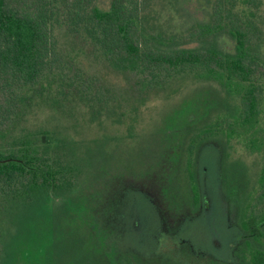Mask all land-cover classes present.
<instances>
[{"label": "trees", "instance_id": "trees-1", "mask_svg": "<svg viewBox=\"0 0 264 264\" xmlns=\"http://www.w3.org/2000/svg\"><path fill=\"white\" fill-rule=\"evenodd\" d=\"M103 1L0 0V215L34 199L56 202L55 206L58 200L59 206L79 200L94 178L92 160L68 137L53 131L23 133L24 123L39 104L60 121L77 124L85 118L89 127L130 120L131 133L149 101L172 98L190 81L213 82L229 100L216 117L213 109L201 118L203 126L185 137L182 151L178 144H168L172 147L163 155L167 163L162 164V176L168 179L164 185L173 178L185 182L179 190L188 196L190 212L202 223L207 207L202 155L208 146L216 149L215 166L208 163L216 197L224 210L236 214V228L249 254L245 264H264V0H201L209 4L206 20L192 27L187 37L156 24L160 12H155V0H109L108 8ZM169 1L177 7L180 0ZM225 37L232 40L233 52L220 47ZM194 41L198 46H183ZM81 56L120 76L124 88L86 71L79 63ZM220 139L221 146L230 149L235 140L258 156L257 174L251 178L248 172L246 182H225L223 168L230 154L218 150ZM109 142L106 138L103 145ZM89 146L93 148L91 142ZM163 190L171 194L170 189ZM182 195L176 194L184 203ZM227 199L235 204L233 212L222 204ZM137 210L133 208L129 218L132 234L135 218L141 217ZM170 218L160 219L159 211L158 216L151 213L145 232L149 239L142 236L147 243L154 238L157 244L147 247L149 256L161 258L163 221L171 236L186 246L192 243L194 249L198 245L183 232L190 219L179 218L173 224ZM3 241L0 226V264ZM203 251L208 255L198 257L214 264L222 261L211 249Z\"/></svg>", "mask_w": 264, "mask_h": 264}, {"label": "rangeland", "instance_id": "rangeland-1", "mask_svg": "<svg viewBox=\"0 0 264 264\" xmlns=\"http://www.w3.org/2000/svg\"><path fill=\"white\" fill-rule=\"evenodd\" d=\"M103 2V7L108 8L109 0ZM169 2L155 0L154 5L155 12H160L156 24L168 28V32L187 37L192 27L206 20L209 4L204 5L201 0H180L177 7L170 6ZM183 46L196 47L198 42ZM220 47L226 52L234 50V44L228 37L221 40ZM78 60L86 71L102 77L117 89L124 88L123 79L103 64L84 56ZM227 100L228 96L217 83L190 81L172 98L162 97L149 101L142 108L139 122L131 133L130 120L123 124L108 122L89 127L85 118L77 124L60 121L56 113L39 104L24 123L23 133L53 131L68 137L78 145L81 154L85 153L92 160L94 178L91 182L87 179L82 181L88 182L85 183L86 191L83 189L86 195L79 200L63 202L61 207L59 200L55 206L56 202L34 199L14 205L10 210L4 209L0 215L4 240L1 264H117L120 260L122 264H214L210 259L198 257L208 255L203 251L206 249H211L223 262L245 264L249 254L243 244V236L236 228V214L223 209L211 180L214 174L208 163L215 166L217 150L208 146L202 155V185L207 201L202 223H198L194 212H190L193 208L190 199L186 201L188 196L182 195V190H179V185L183 186L185 182L176 183L173 178V182L169 180L164 185L167 178L163 179L162 176V164L166 162L163 155L174 144H178L182 151L181 144L185 137L203 126L201 118L213 109L212 116L216 117L220 110L223 111ZM41 137L45 138L46 143V136ZM106 138L110 142L104 146ZM94 141L98 143L93 144ZM89 142L92 143V149ZM169 143L172 146L168 147ZM218 144V150L230 154L229 166L223 168L225 182L228 181L229 185L242 180L246 182L249 180L248 172L252 174L251 178L257 174L258 156L249 154L235 140L231 142L230 149L221 146L224 140L220 139ZM221 159L224 161V157ZM245 174L247 179L244 178ZM163 189H170L171 194ZM179 193L184 203L181 197L177 198L176 194ZM226 203L233 212L234 202L223 200L224 207ZM133 208L138 209L137 213L141 216L133 222L135 234L130 232L129 226ZM158 211L160 219L171 217L173 224L179 218L183 221L190 219L183 232L198 244V249L192 248L190 242L186 246L185 242L171 236L170 226L163 221L162 231L165 233L159 248L161 258L157 255L149 256L146 253L147 247L153 248L157 244L152 236L148 243L144 241L149 239V234L145 232L151 213L158 216ZM151 242L154 246H149ZM222 261L216 262L222 264Z\"/></svg>", "mask_w": 264, "mask_h": 264}, {"label": "water", "instance_id": "water-1", "mask_svg": "<svg viewBox=\"0 0 264 264\" xmlns=\"http://www.w3.org/2000/svg\"><path fill=\"white\" fill-rule=\"evenodd\" d=\"M43 141H45V138H43Z\"/></svg>", "mask_w": 264, "mask_h": 264}]
</instances>
